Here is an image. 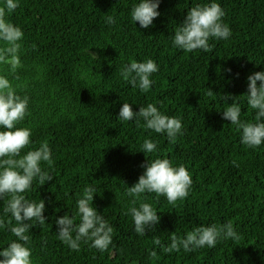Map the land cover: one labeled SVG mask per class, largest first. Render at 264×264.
Masks as SVG:
<instances>
[{"label": "trees", "instance_id": "obj_1", "mask_svg": "<svg viewBox=\"0 0 264 264\" xmlns=\"http://www.w3.org/2000/svg\"><path fill=\"white\" fill-rule=\"evenodd\" d=\"M198 2L161 0L160 16L148 29L131 21L134 0H20L8 14L24 33L22 66L10 72L0 65V73L30 98L29 115L19 126L30 127L35 146L47 141L53 153L54 179L41 187L34 183L25 194L45 200L48 218L30 230L33 264H264V145L252 149L240 143L235 126L222 118L219 99L246 95L247 77L264 70V0H219L231 37L211 41L208 52H184L172 46L170 36ZM109 15L113 24L105 22ZM147 58L159 71L150 91L140 93L121 69ZM123 101L134 111L159 102L161 111L182 120L183 135L169 141L152 133L159 150L145 156L138 151L150 130L117 120ZM242 118H253L246 103ZM157 157L183 164L193 184L188 197L175 204L146 194L161 219L154 231L138 236L126 214L131 198L125 187ZM85 184L97 188L93 203L114 227L115 248L99 252L82 243L77 252L56 238L55 218L75 213ZM5 202L0 201V216ZM227 221L240 239L215 248L166 254L152 243L153 236L168 243L194 226ZM12 239L0 230V248ZM153 249L156 257L149 255Z\"/></svg>", "mask_w": 264, "mask_h": 264}, {"label": "clouds", "instance_id": "obj_2", "mask_svg": "<svg viewBox=\"0 0 264 264\" xmlns=\"http://www.w3.org/2000/svg\"><path fill=\"white\" fill-rule=\"evenodd\" d=\"M19 3L20 0H3L0 5V65H7L10 72L22 66L24 33L7 18ZM160 3L161 0H134L130 10L134 26L136 22L143 29L154 26L153 21L160 16ZM225 15L219 0L195 3L187 10L183 22L175 27L174 35L170 36L172 46L184 52L210 51L214 46L211 41H226L232 35L231 28L224 22ZM105 22L113 24L114 17L107 16ZM158 71L159 65L151 58L132 60L122 67L121 76L131 88L148 93L156 82L153 74ZM212 94L208 89V95ZM240 97H245L246 101L242 102ZM240 97L232 94L219 96L224 101L222 118L235 126L241 144L256 149L264 145V70L247 77V94ZM29 103L30 98L17 93L8 75L0 73V201L6 200L0 216V230H6L15 237L6 247L0 248V264H33L30 230L36 224H47L48 219L44 215L45 200L27 199L25 195L32 190L34 183L41 187L54 179L51 174L53 153L48 142L41 141L35 146L32 129L19 126L29 115ZM158 103H147L134 111L132 103L123 101L117 117L119 121L132 122L137 127L150 130L138 151L145 156L159 150V140L151 138L152 133L164 135L169 141H175L184 133L182 120L161 111ZM245 103L253 112L251 120L242 118ZM142 167L144 171L138 180L130 187L125 184V194L131 198L126 214L131 216L133 230L138 236H145L146 230L154 231L161 219L146 194L154 193L156 199L163 196L169 204H175L188 197L193 184L187 168L183 164L174 165L168 158L147 160ZM96 193V186L85 184L76 200L75 213L70 212L69 215L65 212L55 218L56 238L73 251L78 252L82 243L99 252L108 250L110 246L116 247L113 225L94 206ZM229 239H240L231 221L194 226L182 239L173 235L168 243L153 236L152 243L162 253L171 254L181 249L195 252L205 247L215 248L218 243ZM149 255L156 257L157 252L153 249Z\"/></svg>", "mask_w": 264, "mask_h": 264}]
</instances>
